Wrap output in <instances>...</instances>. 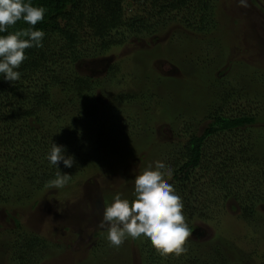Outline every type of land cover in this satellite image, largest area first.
Wrapping results in <instances>:
<instances>
[{
  "label": "rangeland",
  "instance_id": "1",
  "mask_svg": "<svg viewBox=\"0 0 264 264\" xmlns=\"http://www.w3.org/2000/svg\"><path fill=\"white\" fill-rule=\"evenodd\" d=\"M216 2L215 29L198 33L172 23L157 28L147 38L130 36L104 57L81 61L77 72L98 78L104 76L109 61H119L124 78L105 82L95 94L101 102L112 101L120 118L110 116L106 122L98 115L94 121L104 125V147L92 143L84 133L78 143L73 138L72 144L77 146L88 140L91 153L63 188L47 185L41 191L34 189L29 199L17 201L9 196L7 202H0V246L3 238L11 236L16 218L23 230L45 239L44 255L35 264H147L140 253L143 246L162 256V264H190L191 257L193 264H199L212 254L223 257L224 264L259 261L257 253L264 252V202L257 203L251 218L244 217L240 206L245 192L232 189L226 198L216 195L208 173L200 168L194 169L191 181H198L205 202L213 195L217 200L191 217L184 215L190 229L186 253L164 256L149 242L144 245L141 238L127 237L120 246H112L106 239L108 225L101 227L102 209L115 193L134 199L135 175L154 166L155 161L167 162L170 146L182 147L191 131H203L208 122L203 118L206 104L215 101L220 82L234 88L230 91L234 98L226 105L232 109L230 113L254 116L255 121L245 127L249 133L242 129L239 134H249L248 140L254 145L250 154L257 156L258 163L264 161V0H246V6L239 0ZM124 91H144L145 98L129 104L114 99ZM57 111L52 105L48 110L54 117ZM59 128L68 129L62 121ZM24 137L32 139L28 146L33 150L37 147L34 156L39 154L41 166L47 171L55 169L41 148L50 141L49 135L37 128L36 134L30 131ZM214 139L218 145L223 137L205 139L206 150L209 144H216L211 142ZM260 170L262 174L264 166ZM256 186L251 193L262 195L264 180L260 178ZM0 248V264H16L7 252L2 253L4 247Z\"/></svg>",
  "mask_w": 264,
  "mask_h": 264
},
{
  "label": "trees",
  "instance_id": "2",
  "mask_svg": "<svg viewBox=\"0 0 264 264\" xmlns=\"http://www.w3.org/2000/svg\"><path fill=\"white\" fill-rule=\"evenodd\" d=\"M216 1L30 0L34 6L45 9L43 20L32 26L42 29L45 35L41 47L24 50L26 59L16 69L21 74L19 79L7 81L0 77V202H7L9 196L17 201L29 199V193L34 189L41 191L55 177L57 168L47 171L41 166L39 154L34 156L37 147L33 150L28 146L32 139L25 138L26 133L32 131L36 134L37 128H41L43 135H49L50 141L41 146L46 154L52 142L66 146L67 153L72 154L76 161L72 168L61 165V171L70 174V181L78 174V167L87 163L85 156L91 153L88 140L85 144L79 142L77 146L72 144L73 138L78 143L84 133L83 136L91 138L92 143L104 147L105 144L101 143L106 142L104 125L94 121L98 115L107 122L110 116L118 119L120 114L112 101L101 102L95 90L98 87L101 89L105 82L114 83V80H122L124 76L116 58L107 63L101 78L77 72L81 61H91L101 55L104 57L114 46L125 44L130 36L147 38L157 28L172 23L198 33L215 29L218 27ZM28 27L26 22L18 20L0 35ZM220 84L215 101L206 104L203 118L208 122L203 131L199 134L191 131L182 147L170 146L172 151L165 158L168 163L163 164L171 169V176H165V179L180 197L183 215L191 217L217 200L213 195L212 199L208 196L210 200L205 202L198 181H191L194 169L200 168L208 173V182L214 186L216 195L226 198L232 189L235 193L245 192L240 206L241 215L251 218L257 203L264 202V193H251L257 188L259 179L264 180V172L259 174L264 161L258 163L257 156L250 154L254 145L248 140L249 134L242 137L239 132L244 129L249 133L245 127L255 118L250 114L230 113L232 109L226 105L234 98L230 92L234 88L222 85V82ZM143 92H119L114 99L127 104L138 102L137 98H145ZM51 105L59 109L56 117L48 112ZM60 119L68 127L67 130H60ZM51 120L55 124H48ZM57 128L58 132H55ZM221 135L223 140L218 142L219 146L214 139L211 142L216 144L211 143L208 150L205 149V139ZM78 150H81L79 156L76 155ZM249 184L252 186L247 188ZM14 222L16 227L11 236L2 239V253L7 252L8 258L16 264L37 263L44 255L45 239L32 231L23 230L16 218ZM147 242L144 239V245ZM153 252L151 247L143 246L140 253L147 264H158V261L162 264L163 257ZM214 255L199 264H224L223 257ZM257 255L259 261L254 264H264V252ZM193 259L189 260L190 264H193Z\"/></svg>",
  "mask_w": 264,
  "mask_h": 264
},
{
  "label": "clouds",
  "instance_id": "3",
  "mask_svg": "<svg viewBox=\"0 0 264 264\" xmlns=\"http://www.w3.org/2000/svg\"><path fill=\"white\" fill-rule=\"evenodd\" d=\"M239 3L246 6V0ZM44 12L43 6H34L30 0H0V33H6L18 20L29 25L0 35V77L4 80L19 79L21 74L16 69L26 59L24 50L42 46L45 33L32 26L43 20ZM46 159L57 168L48 187L63 188L71 176L61 171V165L72 168L76 163L74 156L67 153L66 146L52 142ZM165 176H171V169L155 161L154 166L134 176V199L129 200L120 193L113 195L112 202L101 213V227L108 225L106 239L110 245L118 247L127 237L142 238L164 256L187 252L184 245L190 229L182 213L183 204Z\"/></svg>",
  "mask_w": 264,
  "mask_h": 264
}]
</instances>
